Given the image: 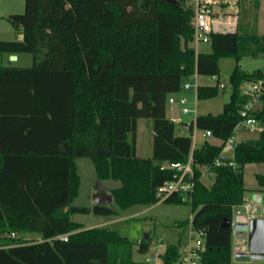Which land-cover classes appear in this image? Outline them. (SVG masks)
Wrapping results in <instances>:
<instances>
[{
    "label": "trees",
    "instance_id": "1",
    "mask_svg": "<svg viewBox=\"0 0 264 264\" xmlns=\"http://www.w3.org/2000/svg\"><path fill=\"white\" fill-rule=\"evenodd\" d=\"M23 1L22 14L6 16L23 39L0 40V55L33 58L31 67H0V264H147L133 259V244L116 231H79L81 224L71 221L76 213L117 215L110 204L72 205L80 187L75 160L90 159L100 182H120L109 193L126 210L158 203L157 188L175 172L161 165L186 163L190 153L189 199L172 194L162 203L190 205L191 221L177 227L203 231L199 264H241L232 259L231 222L246 192L243 166L264 163V131L235 145L233 167L212 163L247 101L242 84L263 78L264 69L249 72L237 65L221 113L197 115L187 131L186 123L167 118L166 108L194 73L216 81L197 86V99L215 97L219 59L238 64L264 57V34H256L248 19L235 33H211V52L195 54L191 0ZM257 7L258 0H252ZM253 116L264 123V95ZM141 119L152 121L150 158L136 156ZM193 125L210 131L219 144L204 140L193 147ZM204 168L214 177L209 186L201 181ZM258 180L264 185V176ZM225 219L230 224L221 227ZM23 234H38L41 241L25 240ZM148 247L142 239L136 249L146 253ZM180 255L178 241L159 258L161 264H177Z\"/></svg>",
    "mask_w": 264,
    "mask_h": 264
},
{
    "label": "rangeland",
    "instance_id": "2",
    "mask_svg": "<svg viewBox=\"0 0 264 264\" xmlns=\"http://www.w3.org/2000/svg\"><path fill=\"white\" fill-rule=\"evenodd\" d=\"M248 1H244L243 5L248 6ZM24 12L23 0H0V40L14 41L18 39L16 31L11 24L6 20L7 15L22 14ZM250 16L253 13V20H251L250 26L256 34H264V0H258V7L254 11L251 7ZM248 17V16H247ZM193 48L194 44L190 43ZM200 51H210V45L200 43L198 45ZM11 64L18 66H30L32 64V56L30 54H20L19 61L13 60ZM239 66L244 71H253L256 69H264V57L242 58L238 64L232 58H220L218 61V67L220 71V82L224 86L221 89L219 86L218 93L215 97L205 100H198L195 98V88L190 89L183 96L187 101L184 105L179 104V107H175L172 114L166 111V114L170 118H179L182 121L190 123L193 117L197 115H204L211 113L217 115L221 113L222 106L229 101L230 97V85L229 76L236 66ZM187 82H192L190 79ZM200 86H214L216 84L214 77L200 76L198 79ZM196 102V107L194 106ZM261 104H257L255 107L260 109ZM182 107H187L188 113H182ZM196 111V113H195ZM152 122L150 119L138 120V128L140 130L138 136V154L147 155V147L150 145V132L149 130H142V124ZM142 127V128H141ZM257 134L240 132L237 135V140L243 141L245 139H255ZM204 140L209 141L212 144H218L215 139L201 137V131L196 130V145H200ZM149 149V148H148ZM77 173L80 179V187L78 195L72 202L73 206H89L92 203L94 194L98 189H102L105 193H109L110 190L120 186V182L114 180L98 181L93 163L88 158H77L75 160ZM206 168L202 170L201 181L203 184L209 186L213 182V174L206 173ZM243 174V186L246 189L245 197L248 202H252L257 205V209L254 212L256 215H261L264 218V185H261L258 177L264 176V163H247L242 168ZM261 197L262 201L258 203L256 197ZM110 206L117 212V215L111 217L95 216L86 214H72L71 220L76 223L87 225L88 223L100 222L107 219H114L112 224H107L106 228L116 231L120 236L126 237V239L133 244V259L137 262H143L145 258L153 259L155 254H161L168 244H177L179 241L183 246L184 244H194L198 238L194 232L188 234V227H177V223L188 220L191 214V207L189 204H165L158 202L150 206H134L126 210H120L114 202H111ZM241 206V205H240ZM242 212L244 208L241 207ZM234 232L243 233L242 224L236 223L233 225ZM148 239V250L146 253H138L137 245L144 239V236ZM244 240L239 239L238 243H235V237L232 236V259L236 263H250V264H264V258L261 260H249L248 258L240 255L238 250L234 251L235 245L241 249L244 246ZM153 263V262H152ZM154 264H161L160 261H156Z\"/></svg>",
    "mask_w": 264,
    "mask_h": 264
},
{
    "label": "built area",
    "instance_id": "3",
    "mask_svg": "<svg viewBox=\"0 0 264 264\" xmlns=\"http://www.w3.org/2000/svg\"><path fill=\"white\" fill-rule=\"evenodd\" d=\"M192 8L194 12L192 26H193V44L194 46L200 43H209L211 33H235L238 30L239 25V0H191ZM197 83L193 85L184 83L183 89L187 90L191 87L197 88ZM224 88L219 83L218 87ZM242 97L247 101L239 111L240 119L233 128L232 135L223 143L219 155L215 158L212 166H234L233 151L235 145L240 141L237 140V135L240 132L259 134L264 131V123L256 119L253 114L260 109H256L257 104H261V97L264 95V77L257 79L256 81L244 82L240 89ZM168 104L174 103L172 97L168 98ZM179 103L184 105L186 103L185 98H180ZM182 113H188L189 110L186 107H182ZM189 123H186L184 130H189ZM196 128L193 125L191 131L192 146L194 147L196 141ZM202 138H212L210 131H201ZM193 159L192 153H190L186 163L174 162L165 163L161 165V169L174 170L173 178L165 181L156 190V198L158 202L164 201L172 194L183 195V200L189 199V196L193 189ZM205 172L210 173L209 168H206ZM241 207L244 208L248 214V218L253 217L257 207L252 202H246ZM192 219V215L189 217V222ZM233 225V224H232ZM194 232L198 238L194 244L187 243L181 245V255L177 264H199V253L203 250L204 233L203 231H194L188 227V234ZM11 237H16L15 233L10 234ZM62 240H66L67 236H60ZM160 254H155L153 259L145 258L144 263L154 264L156 261H160ZM153 262V263H152Z\"/></svg>",
    "mask_w": 264,
    "mask_h": 264
},
{
    "label": "crops",
    "instance_id": "4",
    "mask_svg": "<svg viewBox=\"0 0 264 264\" xmlns=\"http://www.w3.org/2000/svg\"><path fill=\"white\" fill-rule=\"evenodd\" d=\"M244 3V2H243ZM243 3L241 4L240 2H239V9H240V14H239V16H240V18H239V24H240V22H246V21H248V19L250 20V22H251V20H253L252 18H253V13H252V15L250 16V9H251V7H252V1H248V6L247 7H245L244 5H243ZM188 4H190L191 5V7H192V2L190 1ZM256 9H254V11H255ZM244 11V12H243ZM245 11H247V14L246 15H244V13H245ZM243 13V14H242ZM248 16V17H247ZM16 35H18L17 33H16ZM259 35H263V34H259ZM204 44H209L210 45V43H204ZM193 50H194V52H195V54H198V53H209V52H211V46H210V51H200V49H199V47H198V45L197 46H194L193 47ZM10 56H12V55H7V54H2V55H0V67L1 66H4V67H20V68H22V67H31L32 66V64H33V58H32V64L30 65V66H18V65H15V64H11V60H10ZM14 56H16V61L18 62L19 61V57H20V54H17V55H14ZM199 75H197L196 73H194V75L192 76V78H190V80L192 81L191 83L190 82H187V80H186V83H188V84H191V85H193L195 82L197 83V85L198 86H200L199 85V83H198V79H199ZM194 87H191V88H189V89H187V90H185V89H183L182 88V90L180 91V92H178L177 94H173V95H171L170 97H172L173 99H174V103H172V104H168L167 103V108H166V111H169L170 112V114H172V112H173V110L175 109V107H179V99L180 98H185L186 99V97L185 96H183V93H186L187 91H189L190 89H193ZM195 98L197 99V97H196V88H195ZM186 101H187V99H186ZM194 106L196 107V102L194 101ZM261 107V106H260ZM187 108V107H186ZM257 109V108H256ZM195 113H196V111H195ZM166 116H167V118L168 119H170V120H172V121H175V122H184V123H188V122H185V121H182V120H180L179 118H170V117H168V115L166 114ZM197 116V114L193 117V119H192V121L191 122H193L194 120H195V117ZM138 122V121H137ZM138 124V123H137ZM143 127V128H142ZM142 130H149V132H150V134H151V136H150V145H149V147H147V152H146V154L147 155H140V154H138V146H139V144H138V136H139V132H140V130H139V128H138V126H137V130H136V156L137 157H140V158H150L151 157V154H152V137H153V134H152V122H149V123H147V124H142ZM203 139V138H202ZM209 139H213V138H209ZM245 140H248V139H245ZM209 142V141H208ZM218 144H219V141H218ZM194 146H197L196 145V143H195V145ZM149 148V149H148ZM75 166H76V164H75ZM76 171H77V169H76ZM78 174V173H77ZM118 188V187H117ZM109 195H110V193H108ZM260 196V195H259ZM93 204H90L89 206H92ZM256 207H257V205H256ZM238 209H240L241 210V206H239V207H237L236 209H234V212H233V217H232V222L234 223V224H236V223H241L242 221H244V220H246L247 218H248V214L244 211V212H242V214L240 215V214H237V210ZM253 217H255V218H262V216L261 215H256L255 213L253 214ZM70 219H71V216H70ZM72 221V220H71ZM115 220L114 219H107V220H104V221H100V222H93V223H88L87 225H83V224H81V223H78V224H81V226H82V228L79 230V231H82V230H88V229H93V228H106L105 226H107V224H112L113 222H114ZM74 222V221H73ZM76 223V222H75ZM232 230H233V232H232V236L234 235V237H235V243H238L239 242V239L241 238L242 240H244V246H243V248L241 249L238 245L236 246L235 245V248H234V251H235V254H237L236 253V250H238V252L240 253V255H242L243 257H245L246 255H247V249H246V237H245V235L243 234V233H237V232H234V227H233V225H232ZM21 236V238H23V239H25V240H28V241H33V242H40L41 241V237H40V235H38V234H23V235H20ZM64 236V235H63ZM60 237V236H59Z\"/></svg>",
    "mask_w": 264,
    "mask_h": 264
},
{
    "label": "water",
    "instance_id": "5",
    "mask_svg": "<svg viewBox=\"0 0 264 264\" xmlns=\"http://www.w3.org/2000/svg\"><path fill=\"white\" fill-rule=\"evenodd\" d=\"M165 2L174 3L176 0H160ZM23 39V35H18V40L21 41ZM10 60H16V56H10ZM256 201L260 203L262 201L260 196L256 197ZM112 197L105 193L102 189H98L93 196L92 203L94 205L106 206L111 204ZM246 202V197L243 198V204ZM237 214H242V210L238 209ZM228 220H223L221 223V227L229 225ZM234 225L231 222V225ZM243 234L246 237V249L247 255L246 258L249 260H261L264 258V218H247L246 220L241 222ZM147 236H144V239Z\"/></svg>",
    "mask_w": 264,
    "mask_h": 264
}]
</instances>
